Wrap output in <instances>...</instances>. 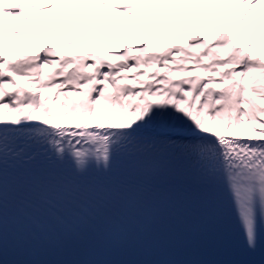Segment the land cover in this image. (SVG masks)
Returning a JSON list of instances; mask_svg holds the SVG:
<instances>
[{"label":"snow or ice","instance_id":"obj_1","mask_svg":"<svg viewBox=\"0 0 264 264\" xmlns=\"http://www.w3.org/2000/svg\"><path fill=\"white\" fill-rule=\"evenodd\" d=\"M158 3V9L109 0H98V5L82 4V9L123 7L127 9L123 15L132 10L156 16L163 13L164 23L157 27L162 30L159 35L166 38L150 33L142 43H129L124 33L113 36L116 28H84L88 41L76 37L49 43L41 38L40 50L21 53L23 59L7 65L16 75L30 77L33 90L6 75L4 38L0 36V259L4 255L9 184L6 173L15 168L35 174V179L43 173H58L64 190L80 193L71 204L83 207L80 199L87 202L95 197L94 211L102 216L128 208L145 210L164 199L166 194L153 185L154 178L201 186L222 205L230 221L227 243L231 259L222 264H264V104L246 94L251 91L264 101V55L254 57L239 44H232L226 53L213 51L228 47L230 37L244 35L230 30L236 18L214 22L199 12L192 0H168L167 7L165 0ZM29 10L43 13L47 9L33 0L0 3V29L6 27L5 17L30 20ZM173 10L195 19L197 24L171 23L164 33L165 24L180 19L172 15ZM61 12L75 18L64 9ZM197 26L203 29L202 34L196 33ZM78 27L74 25L71 30ZM186 33L193 35H175ZM256 39L254 35L247 47H254ZM119 44L123 45L122 57L107 59L119 51ZM149 45L165 47L156 51L149 50ZM185 46L203 50L190 51ZM76 47L86 49V54H53L61 48ZM173 53L180 55L177 58ZM205 56L209 57L207 62ZM87 57H92L90 64ZM46 65L53 67L47 76L33 71L34 66L41 69ZM224 65H240V70L228 67L217 71ZM86 67L92 71L83 70ZM196 69L210 74L183 75ZM129 70L134 71L128 74ZM57 75L61 77L58 85L53 83ZM250 79L251 84L247 83ZM225 80L229 83L223 84ZM81 82L89 87L78 89ZM218 83L221 86H213ZM5 85L14 90L6 91ZM65 87L82 95L69 96L62 91ZM43 89L55 92L45 96ZM46 99L58 102V106L46 103ZM69 117L76 122L68 123ZM221 129L230 130L231 136L221 133ZM128 163L137 165L132 176L138 180L120 177ZM68 211L84 220L71 208ZM52 215L72 231L62 217Z\"/></svg>","mask_w":264,"mask_h":264},{"label":"bare ground","instance_id":"obj_2","mask_svg":"<svg viewBox=\"0 0 264 264\" xmlns=\"http://www.w3.org/2000/svg\"><path fill=\"white\" fill-rule=\"evenodd\" d=\"M8 0H0V3H5ZM45 5L49 4L53 1H62V5L64 10L71 13L75 18H69L67 16L66 18V25L63 27V29H68L72 26V24L75 22V20H78L81 16L80 6L86 1V0H40ZM143 5L145 6H152L154 8H159L160 4L158 3V0H139ZM185 1V0H181ZM168 0H165V7H167ZM192 2L196 3L199 7V12L207 17L208 19L214 21V22H227L233 18H236L235 24H233V27L231 30H234L235 26H238V30L243 32V38L237 39V43L239 45L245 46L244 51L251 53L254 57L264 55V0H259V2H249V0H245L244 3H241V0H192ZM245 13L247 15H245ZM149 15V26H145L144 28H131L127 30V34L130 37V39H137L142 38L144 36V33L146 31L156 30L158 31L160 28L157 27L158 24L164 21V15L163 13L160 14V16H156L152 13H148ZM54 35L56 36V40L60 38V31L54 32ZM256 36L257 39L255 40L254 47L248 48L247 45L252 42L253 36ZM4 38V44H3V51L5 55V60L3 63V67L5 69L6 75L12 76L18 85L24 86L26 88H29L30 90H33L35 88L34 85L29 84L30 77H23L16 75L14 72L6 71V67L9 63H15L18 59V55L21 53H33L34 49L31 44L29 43H22L19 41L12 40L10 37L2 36ZM180 54H174L177 58ZM209 57L205 56L203 57L204 62H207ZM240 65H236V67H239ZM152 67H159L153 65ZM228 68V67H225ZM224 68L218 69V71H222ZM83 70L85 71H92L90 67H86ZM161 71H163L162 68H160ZM33 71H41L44 76H47L53 71L52 66H43L41 69H36L35 66L33 67ZM134 70H129V73ZM122 75L125 73H121ZM210 73H206L201 69H196L194 72L185 73L183 75H199V76H207ZM250 75H254V73H251ZM238 79V77H234ZM139 79H144V77H140ZM61 80V77L57 75L56 79L53 81L54 84H59ZM131 83V81H118L117 83ZM229 83L228 80H225L223 84ZM247 83L251 84L253 81L250 79L247 81ZM214 87H219L221 84L213 85ZM89 85L84 84L81 82L77 85L78 89H87ZM5 90H14L13 86L11 85H5ZM111 90V89H109ZM42 93L47 96L50 92H55V89H43L41 90ZM63 93H66L69 96H74L79 98V95L76 91H69L67 87H65L63 90ZM248 96H251L256 103L262 104V101L259 99L258 95L256 93H253L251 91L246 93ZM6 99V98H5ZM46 103L54 106H58V102L54 101H45ZM98 104L100 102H97ZM245 107L247 105H244ZM67 110V106H65V109ZM80 109L78 108V111ZM7 112V109H6ZM10 117L6 116V119H9ZM68 123H75L76 119L74 117L68 118ZM95 123V121H92ZM221 133L231 136V131L228 129H221ZM241 135H247L246 133H240Z\"/></svg>","mask_w":264,"mask_h":264},{"label":"rangeland","instance_id":"obj_3","mask_svg":"<svg viewBox=\"0 0 264 264\" xmlns=\"http://www.w3.org/2000/svg\"><path fill=\"white\" fill-rule=\"evenodd\" d=\"M263 102V104H264V101H262ZM5 111H6V109H5Z\"/></svg>","mask_w":264,"mask_h":264}]
</instances>
